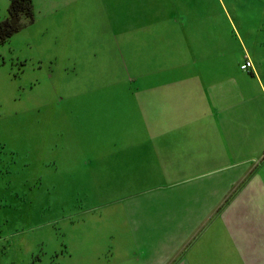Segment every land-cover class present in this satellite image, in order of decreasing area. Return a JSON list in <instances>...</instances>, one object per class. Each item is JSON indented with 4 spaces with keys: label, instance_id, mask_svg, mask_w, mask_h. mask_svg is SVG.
Instances as JSON below:
<instances>
[{
    "label": "crops",
    "instance_id": "crops-1",
    "mask_svg": "<svg viewBox=\"0 0 264 264\" xmlns=\"http://www.w3.org/2000/svg\"><path fill=\"white\" fill-rule=\"evenodd\" d=\"M260 3L63 0L65 22H95L87 53L112 72L96 81L106 122L83 160L107 232L93 264H264Z\"/></svg>",
    "mask_w": 264,
    "mask_h": 264
},
{
    "label": "rangeland",
    "instance_id": "rangeland-1",
    "mask_svg": "<svg viewBox=\"0 0 264 264\" xmlns=\"http://www.w3.org/2000/svg\"><path fill=\"white\" fill-rule=\"evenodd\" d=\"M62 2L31 0L32 20L0 42V264H93L105 243L92 222L101 184L83 160L95 157L106 122L96 81L112 72L87 53L95 22H65Z\"/></svg>",
    "mask_w": 264,
    "mask_h": 264
},
{
    "label": "trees",
    "instance_id": "trees-1",
    "mask_svg": "<svg viewBox=\"0 0 264 264\" xmlns=\"http://www.w3.org/2000/svg\"><path fill=\"white\" fill-rule=\"evenodd\" d=\"M32 16L31 0H9L6 16L0 20V42L24 24L21 18L24 17L30 22Z\"/></svg>",
    "mask_w": 264,
    "mask_h": 264
},
{
    "label": "built area",
    "instance_id": "built-area-1",
    "mask_svg": "<svg viewBox=\"0 0 264 264\" xmlns=\"http://www.w3.org/2000/svg\"><path fill=\"white\" fill-rule=\"evenodd\" d=\"M251 66V62L248 58H245L240 64H239V67L242 69V70H248L249 67Z\"/></svg>",
    "mask_w": 264,
    "mask_h": 264
}]
</instances>
